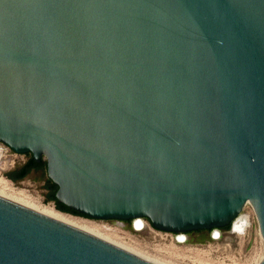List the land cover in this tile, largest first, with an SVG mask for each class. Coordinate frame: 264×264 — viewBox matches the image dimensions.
<instances>
[{"label":"water","instance_id":"95a60500","mask_svg":"<svg viewBox=\"0 0 264 264\" xmlns=\"http://www.w3.org/2000/svg\"><path fill=\"white\" fill-rule=\"evenodd\" d=\"M0 143L65 213L190 232L249 202L264 238V0H0ZM0 264L156 263L0 196Z\"/></svg>","mask_w":264,"mask_h":264},{"label":"rangeland","instance_id":"374dc122","mask_svg":"<svg viewBox=\"0 0 264 264\" xmlns=\"http://www.w3.org/2000/svg\"><path fill=\"white\" fill-rule=\"evenodd\" d=\"M4 147L5 158L8 166L0 168V192L11 195V189L24 192L27 199L35 203H51L60 210L55 201L47 198L49 175L47 167L39 171H32L20 180H12L8 173L18 169L30 158L31 154L13 152L12 148L0 143ZM47 159L46 155H43ZM8 183L10 188L4 186ZM4 187V188H3ZM4 190H3V189ZM7 189V190H6ZM15 194V193H14ZM31 197V198H30ZM35 200V201H34ZM63 212V211H62ZM69 214V213H68ZM71 215V214H70ZM93 222L103 227V236L119 242L122 245L132 247L147 257L167 264H259L264 258V240L259 231L258 223H255L251 233L245 240L232 238L225 234L219 241H213L210 237L211 230L187 233L189 241L185 244L177 243L175 235L158 233L153 235L150 231L145 233L135 232L130 225L118 231L110 227L116 226L115 219L101 221L84 215H73ZM227 228V227H226ZM180 232H177L178 234ZM254 252H256L254 254ZM257 257L250 263V259Z\"/></svg>","mask_w":264,"mask_h":264},{"label":"bare ground","instance_id":"6f19581e","mask_svg":"<svg viewBox=\"0 0 264 264\" xmlns=\"http://www.w3.org/2000/svg\"><path fill=\"white\" fill-rule=\"evenodd\" d=\"M4 153H5L4 147L2 145H0V168H2V169H5L8 166V160L5 158ZM3 183H4V186H6L7 188L11 187V186L10 187L8 186V183H6V182H3ZM10 189H11V195H10V193L7 195L6 192H5V194L0 192V196L7 198L11 201H14L16 203H19L21 205H24L30 209H33L37 212L45 214L49 217H52L54 219H57L59 221H62V222L67 223L69 225H72L74 227H77L81 230H84L86 232H89L91 234L99 236V237H101V238H103V239H105L111 243H114L115 245H117V246H119V247H121V248H123L129 252H132V253H134L138 256H141V257H143L149 261H152L156 264H167V263L159 262V261H157V259L156 260L151 259V258L147 257L146 255H144L143 253L135 250L132 247L122 245L119 242H115V241L103 236V232H102L103 227L101 225H99L97 222H93L89 219L73 216V215H70L68 213L62 212V211L56 209L55 206H53V204H51V203H48V204H46V203H35V202L31 201L30 199H27L26 195L23 194L24 192H18L19 190L16 192V191H14V188H13V190H12V188H10ZM135 223H136L137 229H141L144 225V222L138 218H136ZM180 239H185L184 234H180Z\"/></svg>","mask_w":264,"mask_h":264},{"label":"built area","instance_id":"2783aa9c","mask_svg":"<svg viewBox=\"0 0 264 264\" xmlns=\"http://www.w3.org/2000/svg\"><path fill=\"white\" fill-rule=\"evenodd\" d=\"M138 219L144 222V225L141 229H137L136 227V223H135L136 218L132 220H128L129 221L128 225H130L132 229L137 233H145L146 231H150L151 233H153V235H157L158 233H160L162 236L163 234H171V235H175V239L177 243L185 244L189 241V238L187 235L188 232H180L176 234L177 232H174V231L155 229V226L147 218H138ZM97 220L105 221L104 219H97ZM115 221H116V226H113L110 228L114 230H118V231H121L127 228V220L115 219ZM255 223H258L257 215H256L255 209L253 208L252 204L248 202L245 204L242 211L232 220V222L227 228L218 227V228L211 229L210 237L213 241H219L220 239H222V237L225 234H230L232 238H235L238 240H245L247 236H249V234L251 233ZM259 231H260V228H259ZM180 234H184L185 239H180ZM255 253L256 252H254V254ZM254 254L250 259V263L257 258L255 257Z\"/></svg>","mask_w":264,"mask_h":264},{"label":"trees","instance_id":"16d2710c","mask_svg":"<svg viewBox=\"0 0 264 264\" xmlns=\"http://www.w3.org/2000/svg\"><path fill=\"white\" fill-rule=\"evenodd\" d=\"M33 160L34 159H32V161ZM32 161H30L27 164H24L21 168L16 169V170L8 173V176L12 180H20V179L24 178L25 176H27V174L29 173V171L31 169ZM41 166H42V168H45V167H47V164L44 163ZM47 188L49 189V191L47 193V198L49 200L55 201L56 206L59 209L64 210V211H67V212H71V213H74V214H80L79 212H77V211H75L73 209H70L68 206H66L65 204H63L60 201H58L57 196H56V191L58 189V186L51 179L48 180Z\"/></svg>","mask_w":264,"mask_h":264},{"label":"flooded vegetation","instance_id":"af4514ba","mask_svg":"<svg viewBox=\"0 0 264 264\" xmlns=\"http://www.w3.org/2000/svg\"><path fill=\"white\" fill-rule=\"evenodd\" d=\"M32 159H34V160L32 161ZM30 161H32V165H31V169H30V171H29L28 174H30L32 171H35L36 172V171L41 170L42 169V166L41 165H43L44 163L47 164V159H44L43 156H41L40 160H36L35 157H34V155L32 153H31L30 158L25 162V164L29 163ZM23 165H21L19 168H21ZM202 231H204V230H202V229L201 230H194V231H190L188 233H192V232H202Z\"/></svg>","mask_w":264,"mask_h":264}]
</instances>
